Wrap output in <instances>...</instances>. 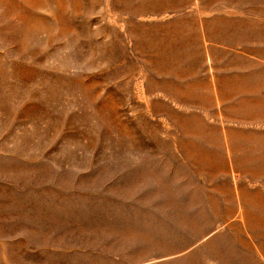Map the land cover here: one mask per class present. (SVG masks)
I'll list each match as a JSON object with an SVG mask.
<instances>
[{
  "label": "rangeland",
  "instance_id": "obj_1",
  "mask_svg": "<svg viewBox=\"0 0 264 264\" xmlns=\"http://www.w3.org/2000/svg\"><path fill=\"white\" fill-rule=\"evenodd\" d=\"M259 1L0 0V264H264Z\"/></svg>",
  "mask_w": 264,
  "mask_h": 264
},
{
  "label": "crops",
  "instance_id": "obj_2",
  "mask_svg": "<svg viewBox=\"0 0 264 264\" xmlns=\"http://www.w3.org/2000/svg\"><path fill=\"white\" fill-rule=\"evenodd\" d=\"M230 2L231 1H237V0H229ZM239 1H241V3H242V5H244V0H239ZM259 5H258V7L256 8V11H261V12H263L264 11V0H260L259 1ZM262 5V6H261ZM264 16V15H263ZM243 17V16H242ZM206 94H208V93H206Z\"/></svg>",
  "mask_w": 264,
  "mask_h": 264
},
{
  "label": "bare ground",
  "instance_id": "obj_3",
  "mask_svg": "<svg viewBox=\"0 0 264 264\" xmlns=\"http://www.w3.org/2000/svg\"><path fill=\"white\" fill-rule=\"evenodd\" d=\"M135 3V2H134ZM139 7V6H138ZM158 10V9H157ZM149 29V28H148ZM136 38V37H135ZM146 45V44H145ZM146 48V47H145ZM264 75V73H262ZM259 76V75H258ZM258 88V87H257ZM256 88V89H257ZM253 89V88H252ZM255 89V88H254ZM250 101V100H249ZM253 103V102H252ZM240 104V103H239ZM240 107V106H239ZM236 108V107H235ZM259 112V111H258ZM249 114V113H248ZM252 117V116H251Z\"/></svg>",
  "mask_w": 264,
  "mask_h": 264
}]
</instances>
